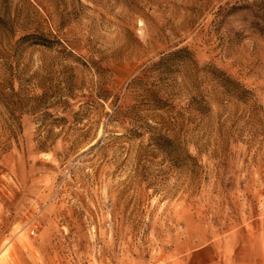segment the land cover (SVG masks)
I'll return each mask as SVG.
<instances>
[{
    "label": "rangeland",
    "instance_id": "1",
    "mask_svg": "<svg viewBox=\"0 0 264 264\" xmlns=\"http://www.w3.org/2000/svg\"><path fill=\"white\" fill-rule=\"evenodd\" d=\"M0 264H264V0H0Z\"/></svg>",
    "mask_w": 264,
    "mask_h": 264
},
{
    "label": "built area",
    "instance_id": "2",
    "mask_svg": "<svg viewBox=\"0 0 264 264\" xmlns=\"http://www.w3.org/2000/svg\"><path fill=\"white\" fill-rule=\"evenodd\" d=\"M32 234H34V232H32Z\"/></svg>",
    "mask_w": 264,
    "mask_h": 264
}]
</instances>
